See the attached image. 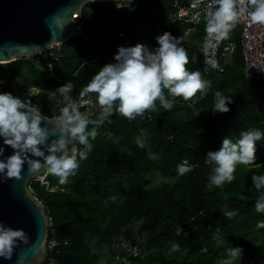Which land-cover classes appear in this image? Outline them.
Masks as SVG:
<instances>
[{
    "label": "trees",
    "instance_id": "16d2710c",
    "mask_svg": "<svg viewBox=\"0 0 264 264\" xmlns=\"http://www.w3.org/2000/svg\"><path fill=\"white\" fill-rule=\"evenodd\" d=\"M173 3L139 0L132 10L111 2H86L81 33L60 45L50 71L37 56L0 64L1 92L30 100L45 115L58 104V95L50 99L52 90L71 83L75 99L103 65L114 62L120 46L142 43L154 49L156 37L164 32L182 40L190 59L188 70L200 71L209 81L207 91L193 101L175 98L171 109L157 101L154 111L137 116L142 125L115 112L98 126L89 124V130L96 127L97 136L90 138L91 151L66 183L52 174L46 176L47 184L30 182L56 228L49 232L48 241L57 245L48 250V257L57 264L104 260L116 264L121 234L140 247L133 264H219L232 247L242 249L233 264H264V227L258 226L264 213L255 207L261 192L251 179L264 175V136L257 141L256 161L238 165L235 179L223 187H209L212 168L204 162L209 151L221 147L224 137L235 142L242 131L264 133V82L245 78L241 34L235 37L233 28L223 42V46L235 44L232 68L223 74H205L195 56L201 51L205 22L202 19L188 31L191 25L175 19ZM186 34L191 42L185 41ZM217 91L233 99L227 113L211 110ZM92 94L96 106L89 119L96 121L100 110ZM138 140L144 147L138 146ZM74 144L78 152L85 150ZM184 160L192 171L181 176L177 167ZM157 175L164 180L154 185ZM226 212L234 215L229 218Z\"/></svg>",
    "mask_w": 264,
    "mask_h": 264
},
{
    "label": "clouds",
    "instance_id": "9594fccd",
    "mask_svg": "<svg viewBox=\"0 0 264 264\" xmlns=\"http://www.w3.org/2000/svg\"><path fill=\"white\" fill-rule=\"evenodd\" d=\"M117 7H125L118 3ZM205 16V39L201 46L204 63L215 69V42L228 38L240 16L245 13L253 24L264 25V0H211ZM251 9V11H249ZM158 47L150 49L142 43L134 46H120L114 55V62L106 63L93 76L84 89L86 93H95L100 110V119L91 120L88 114L79 110V104L73 99L71 83L57 87L51 92V98L59 96L61 105L58 115L49 118L40 107L30 100L0 92V157H4L7 148L13 150L11 155L0 158V176L4 179H20L24 165L30 174H37L43 168L47 173L59 177L61 184L75 174L80 163L91 151V140L97 136L96 127L88 129L89 124L99 125L114 112L134 120L143 117L147 111L156 109L159 101L164 109H171L175 98L193 101L198 93H205L209 81L202 77L200 71H189L190 62L187 50L181 46L182 40L170 32L156 37ZM171 98V99H170ZM233 99L217 91L214 95L212 112L227 113ZM53 125L51 129L47 126ZM264 133L250 129L242 131L233 142L230 138L222 139L221 147L209 151L205 163L212 168L209 187H223L231 183L238 165H251L256 161L257 141ZM78 142L85 147L77 151L69 150V145ZM144 147L142 141H137ZM35 157V158H33ZM192 171L188 160L177 167L179 175ZM252 183L261 195L256 201V211L264 213V175H253ZM232 217L233 212H226ZM264 227V222L260 225ZM28 237L23 229L5 226L0 222V256L7 259L20 242L27 243ZM242 256L240 247L227 249V257L219 264H233Z\"/></svg>",
    "mask_w": 264,
    "mask_h": 264
},
{
    "label": "water",
    "instance_id": "95a60500",
    "mask_svg": "<svg viewBox=\"0 0 264 264\" xmlns=\"http://www.w3.org/2000/svg\"><path fill=\"white\" fill-rule=\"evenodd\" d=\"M89 1L114 0H0V64L35 57L50 46L66 42L76 31L78 18H73V14ZM201 1L187 0L189 4ZM56 115L46 116L51 119ZM12 152L9 147L0 158ZM47 174L43 168L37 174H30L25 164L20 179L0 176V222L23 229L28 237L27 243L20 242L14 248L10 259L0 256V264L46 263L51 233L49 217L29 184Z\"/></svg>",
    "mask_w": 264,
    "mask_h": 264
},
{
    "label": "built area",
    "instance_id": "2783aa9c",
    "mask_svg": "<svg viewBox=\"0 0 264 264\" xmlns=\"http://www.w3.org/2000/svg\"><path fill=\"white\" fill-rule=\"evenodd\" d=\"M139 0H118V3L124 5L125 7L121 8H131L136 10L138 8ZM113 6L117 7L116 0L111 1ZM211 3V0H203L196 4H189L187 0H174L173 6L175 8L174 17L177 21L185 25H191L188 28V31H191L193 27H196L200 24L203 19L205 22V16L208 11V5ZM251 11V9H249ZM73 18H78L76 24L75 35L81 33V10L73 14ZM241 28V53L244 62V76L248 80H258L264 82V25L253 24L248 18V14L240 16V18L235 23ZM118 35L123 37L124 34L119 32ZM206 33H204L203 41L205 39ZM202 41V44H203ZM223 42H215L216 46L212 51L214 52V59L216 60L218 67L213 69L210 66H206L204 63V56L202 51L196 53L195 56L200 59L201 67L205 74L207 75H216L227 73L233 66V50L235 44L230 42L228 45L223 46ZM127 46L129 42L127 41ZM60 47V44H56L45 49L40 55L37 56L38 60H44V67L47 70H51L53 63L57 60V51ZM52 76H55L54 73H51ZM84 89H81L78 93L75 94V101L79 104V110L83 113L90 116L92 109L95 108L96 103L92 93L84 92ZM36 90V89H35ZM39 92V90H36ZM61 105L56 104L52 109V112L48 116L59 113ZM137 125H142L143 121H140L138 117L132 120ZM150 119L147 120L149 122ZM151 122V121H150ZM75 144L70 146V149L73 148ZM77 149V148H76ZM49 174V173H48ZM47 174V175H48ZM46 175V176H47ZM46 176L39 178L42 183L47 184L45 181ZM48 186V185H47ZM54 188H51L53 190ZM50 231L54 233L56 228L51 223V217H49ZM57 245L55 240H50L49 250ZM140 247L126 234H121L118 238L117 244V253L114 256V261L116 264H133L134 260L140 255ZM46 264H57L53 258L47 257ZM99 264H108L107 260L102 261Z\"/></svg>",
    "mask_w": 264,
    "mask_h": 264
},
{
    "label": "rangeland",
    "instance_id": "374dc122",
    "mask_svg": "<svg viewBox=\"0 0 264 264\" xmlns=\"http://www.w3.org/2000/svg\"><path fill=\"white\" fill-rule=\"evenodd\" d=\"M197 27H198V25H197L195 28H197ZM233 33H234L235 37H236L237 35H240V34H241V28H240V26L235 25V26L233 27ZM184 39H185L186 42H191L190 37H189V34H186V35L184 36ZM0 82H2V81L0 80ZM33 91H34V92H37L36 90H33ZM162 180H164V178H163L161 175L154 176V177H153V184H154V185H155V184H158V183H160ZM30 188H31V183H30Z\"/></svg>",
    "mask_w": 264,
    "mask_h": 264
},
{
    "label": "bare ground",
    "instance_id": "6f19581e",
    "mask_svg": "<svg viewBox=\"0 0 264 264\" xmlns=\"http://www.w3.org/2000/svg\"><path fill=\"white\" fill-rule=\"evenodd\" d=\"M43 176L39 177V178H42Z\"/></svg>",
    "mask_w": 264,
    "mask_h": 264
}]
</instances>
